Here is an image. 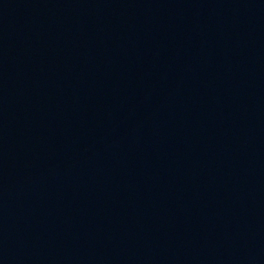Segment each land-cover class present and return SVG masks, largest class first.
<instances>
[{
	"label": "water",
	"instance_id": "1",
	"mask_svg": "<svg viewBox=\"0 0 264 264\" xmlns=\"http://www.w3.org/2000/svg\"><path fill=\"white\" fill-rule=\"evenodd\" d=\"M0 264H264V0H0Z\"/></svg>",
	"mask_w": 264,
	"mask_h": 264
}]
</instances>
